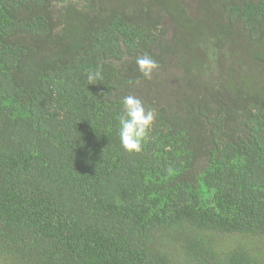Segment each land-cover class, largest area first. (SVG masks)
<instances>
[{
	"label": "trees",
	"instance_id": "obj_1",
	"mask_svg": "<svg viewBox=\"0 0 264 264\" xmlns=\"http://www.w3.org/2000/svg\"><path fill=\"white\" fill-rule=\"evenodd\" d=\"M0 264H264V0H0Z\"/></svg>",
	"mask_w": 264,
	"mask_h": 264
},
{
	"label": "clouds",
	"instance_id": "obj_2",
	"mask_svg": "<svg viewBox=\"0 0 264 264\" xmlns=\"http://www.w3.org/2000/svg\"><path fill=\"white\" fill-rule=\"evenodd\" d=\"M136 63L139 71L146 79L152 78V73L159 65L148 54L137 57ZM102 78L99 69L89 72L87 79L89 84H95ZM122 113L118 118V135L122 147L129 153L139 152L142 142L147 137L155 119V110L146 109L143 102L134 95L123 97Z\"/></svg>",
	"mask_w": 264,
	"mask_h": 264
}]
</instances>
